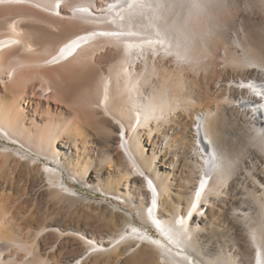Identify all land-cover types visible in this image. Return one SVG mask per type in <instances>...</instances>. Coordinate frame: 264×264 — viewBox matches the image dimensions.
Wrapping results in <instances>:
<instances>
[{
  "label": "bare ground",
  "instance_id": "6f19581e",
  "mask_svg": "<svg viewBox=\"0 0 264 264\" xmlns=\"http://www.w3.org/2000/svg\"><path fill=\"white\" fill-rule=\"evenodd\" d=\"M0 86L12 92L5 137L25 110L43 130L28 147L54 166L36 168L43 186L73 196L60 154L98 157L75 142L54 154L56 126L99 128L124 178L110 194L131 197L159 233L117 215L106 239L83 237L64 264L121 245L139 246L129 264H264V0H0ZM50 253L21 264H49Z\"/></svg>",
  "mask_w": 264,
  "mask_h": 264
},
{
  "label": "rangeland",
  "instance_id": "374dc122",
  "mask_svg": "<svg viewBox=\"0 0 264 264\" xmlns=\"http://www.w3.org/2000/svg\"><path fill=\"white\" fill-rule=\"evenodd\" d=\"M1 88L0 86V107L9 110L12 106V92ZM19 104V107L26 108L23 100L19 99ZM59 107L65 109L62 105ZM30 115L32 116V112L25 110L18 116L19 119L11 123L10 127L15 130L10 133L12 140L6 138L0 130V256L4 262L25 263L32 259V253L43 257V248L51 250L49 264L70 262L84 251L85 248L81 246L83 237L94 241L106 239L110 235L112 223L117 221V215L122 214L132 215L136 226L143 229L148 236L158 237L159 233L150 219L145 221L136 216L135 204L132 203L131 197L124 200L110 194L114 191V186L122 183L124 178L120 173L118 159H109L102 155L104 144L102 130L99 128L89 129L82 135H67L63 126H56V140L51 139L54 154L59 153L60 144L75 142L76 147L85 154L93 151L98 153V157L92 162L86 159L77 160L69 153L60 154V165L57 169L63 183L73 190V196L59 195L43 186L37 178L36 168L54 166L46 156L34 157V153L28 150L30 144L37 146L36 141L43 135V130L32 121ZM144 138L142 143L146 141ZM68 151L71 150L67 149ZM145 153L146 156H151L149 151L145 150ZM32 158H37L33 165ZM14 159L17 161H12ZM84 161L88 164H84ZM86 169L89 170V177L84 178ZM160 171L162 172V169ZM71 173L76 174L79 179H74ZM171 180L176 184V179ZM96 183L100 190L92 188ZM212 212L211 217L218 219V222L211 223L212 226L224 227L225 221H222L218 209L213 208ZM48 228L56 229L47 230ZM64 230L73 233L60 234ZM122 247L123 245L109 252L91 255L85 262H133L138 256L139 246L124 253L120 252ZM28 251H31V254H27Z\"/></svg>",
  "mask_w": 264,
  "mask_h": 264
}]
</instances>
